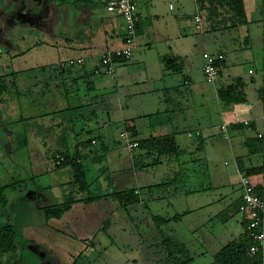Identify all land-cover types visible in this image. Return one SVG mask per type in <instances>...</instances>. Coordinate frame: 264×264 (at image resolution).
<instances>
[{
  "label": "rangeland",
  "instance_id": "obj_1",
  "mask_svg": "<svg viewBox=\"0 0 264 264\" xmlns=\"http://www.w3.org/2000/svg\"><path fill=\"white\" fill-rule=\"evenodd\" d=\"M18 1L20 6L22 5L21 7L18 5L19 11L24 8L20 11L24 22H15V27L10 29L13 31V36L4 37L3 29L0 32V83L8 87L0 96L3 97L0 103V187L18 181L23 184L17 189L6 191L8 213L3 214L0 203V226L7 222H15L18 212L15 205L18 207L16 203L18 199L22 201L20 218L37 220L36 227H25L24 235L28 239L33 238L34 242L26 249L23 255L25 261L21 264H173L166 245L161 247L155 245L156 240L161 242L164 236L170 244L179 242V246L181 243L186 245L184 248L190 254L204 253L206 257L194 264L213 263L211 252L219 250L221 246L243 232L240 224L242 215L236 214L225 222L221 220L222 216H218L221 207L224 210L230 207L244 192L241 175L236 170L231 152L234 147L236 149L240 147L239 150L243 152L241 140L230 138L228 133L222 135L220 130L221 114L228 116L231 106H222L219 103L214 84L209 83L204 72L196 68L195 82L200 83L201 86L206 85L209 97L205 107L201 104H197L196 107L204 109L202 112H205V116L202 115L210 122L213 133L218 134L215 146L220 147L224 143L226 149L220 155L219 149L215 150L217 147L211 145L208 137L203 138L195 133V129L199 126L191 121L190 126L185 127L193 132V137L186 133L176 137L181 154L173 158L168 155L160 156L161 163L156 164L159 156L156 151L150 152L147 148L138 147L131 152L127 142L121 137V133L125 131L123 104L125 105L127 101L126 93L129 89L147 91L161 83L167 73L166 61L163 57L167 53L171 54L173 49L181 55L185 53L186 56L181 57L183 61L185 57L189 58L194 66H200L204 62L205 51H220L226 54L225 64L222 67L223 80L231 82V76H241L247 82L248 102L238 105L239 118L245 119L246 114L249 113L247 109L253 112L248 115L249 118L262 117L264 92L260 89L264 84L261 87L257 84L253 85L251 82L253 74L249 73L250 69H255L254 76L258 78L256 74L261 72L260 63H254L251 56L259 40L253 35L247 36L236 30L228 33L216 31L225 24L226 20L221 15L220 7L215 11L209 8L212 5L211 0H147L142 3L143 29L137 36L134 56L127 64L115 65L114 77L106 74L94 76L96 90L92 91L86 97V103L84 102L94 104L83 110V115L79 111L77 113L81 117L78 118L79 122H76L77 132L85 128L84 133H80L77 139L80 141L96 139L97 143L93 144L92 148L100 153L102 152L100 139L105 137V144L110 147L106 158L101 161L94 162L90 157L85 159L90 193L82 194L79 193L78 185L73 179L72 168L55 167L52 159V155L59 150L73 152L75 139L68 136L59 145L56 134L49 136L45 132L48 127H57L62 119L54 120V126L49 125L52 111L55 109L50 110L48 107L53 105L60 109L67 107L64 103L66 87L71 92L70 97L75 96L74 92L76 93L75 83L72 82L73 73L62 75V66L59 62L66 60V63L70 56L77 57L83 54V46L90 43L99 46L104 40L103 46H105L107 40L110 47L114 44L120 45V38L126 25L122 18L116 21L111 18L115 15L109 14L106 10V3L109 0H44L43 6L46 7L42 9V14L47 17L44 24L29 23L34 15L36 17L40 14V5H36L34 0ZM26 8L30 11L29 16L25 14ZM196 14L202 17L201 30L196 27L194 19ZM113 29L116 35L112 33L108 39L106 31L110 33ZM237 35H240L238 36L240 38L227 42L226 39H234ZM67 40L71 42L72 49L63 51ZM161 53H164L162 58ZM183 61L179 60L177 63L182 65ZM15 75L16 84H14ZM133 82H146V84L142 87L130 86L129 84ZM16 85L19 87L17 92ZM80 85L83 91L81 95L88 93L83 81ZM219 87L217 85V88ZM159 96L158 93L154 95L151 91H147L144 97L142 109L146 114L141 117V123L145 125L140 133L142 140L146 138L147 129L150 130L157 119H161L162 122L171 121L164 111L168 108L167 95L162 103L158 99ZM80 99L74 98L72 105H80L82 102ZM173 108L174 105L170 109ZM91 110L95 111L91 112ZM136 112H139L138 109L131 108L127 112V117L130 114L136 115ZM208 113H211L212 118L207 117ZM61 115L65 116V114ZM6 120L12 121L11 126L14 129L15 126L21 130L30 129L27 137L31 142L18 147L15 144V130L5 125ZM179 121L181 120H176ZM72 124L69 120L60 126L69 128ZM257 125L258 130H264L261 124ZM225 137L230 140H226ZM186 144L191 146L187 148ZM242 154L246 166H258L253 155ZM208 155H211L213 161L214 158L217 159L216 169L207 158ZM259 159H262V155H257V160ZM220 171L228 172L229 177L221 179ZM176 173L180 177L178 181L180 188L178 191L174 189L172 191L179 193L171 197L167 196L166 192L163 193L161 191L163 189L155 190L156 198L161 192L165 199L152 201L151 205L139 204L129 208L133 222L128 216V208L122 206L117 199L111 198L110 209H107L108 202L102 207L104 201L95 200V206L82 204L83 209L80 208L73 216L80 219L83 217L94 219L93 231L89 233L66 231L69 237L73 235V238H69L57 230L53 231V228H60L56 222L51 221L47 228L41 227L46 222L41 224L42 214L36 207L37 202L43 205L60 204L66 195L79 199L90 195H106L112 191L136 186L143 188L141 192L148 201L149 197L144 187L159 183V178L163 174L176 177ZM227 180L229 182H225ZM253 181L257 182L254 179ZM168 204L179 207L177 213L181 218L162 226V232L149 231L151 235L146 237L145 224L148 222L153 224L149 206L155 205L158 215L172 219L176 214L174 215L173 208L170 209L171 206ZM117 207L118 211L110 216L108 227L102 229L105 216L107 215L106 219L109 218V213ZM28 210L32 211V216L27 215ZM169 226L174 228L172 234ZM215 240L218 241L217 245L212 243ZM174 250L183 251L181 247H175ZM161 251L162 260L154 263L153 258L159 256ZM19 263L13 261L10 264Z\"/></svg>",
  "mask_w": 264,
  "mask_h": 264
},
{
  "label": "trees",
  "instance_id": "obj_2",
  "mask_svg": "<svg viewBox=\"0 0 264 264\" xmlns=\"http://www.w3.org/2000/svg\"><path fill=\"white\" fill-rule=\"evenodd\" d=\"M203 1V0H200ZM217 1V2H216ZM212 5L209 6L211 10H218V7L222 9L221 15L224 16L226 22L221 28H218L216 31H224L228 33L229 31H238L243 33V31L246 30L247 25L249 24L248 18H247V13H246V8H245V3L244 0H211ZM107 10V7H106ZM226 13H224L223 12ZM108 11V10H107ZM109 14L112 15L108 11ZM213 14V13H212ZM200 15V14H199ZM116 17V16H115ZM120 18V17H118ZM141 23V21H140ZM140 23L137 26V29H139ZM215 29V28H214ZM217 29V28H216ZM240 36V35H238ZM125 38V37H124ZM240 38V37H239ZM227 42L230 41H235L236 39H231L228 40L226 39ZM125 43V39H123L122 46ZM114 48H107L105 51L102 53V55L108 51ZM211 53V52H210ZM222 53L224 56V59L221 61H218V66L220 68V73L222 72V67L225 64V54L223 52H217V53H212V54H219ZM100 57V63L95 67L94 70L91 72H88V74H83V76L79 77H74L72 79L73 83H78L79 85V90L77 92H74L73 97H70V91L66 87L65 89V96L66 100L65 103L67 104V107L60 109L57 108L56 105L50 108H54L55 110L52 111L53 117L51 118L52 121L54 120H59L61 119V122L58 123V125H62L63 122L69 121L72 124V128L76 129V122L78 121V118H81L79 113L83 115V110L89 108L91 105L94 103H87L85 104L87 100V96L90 95L94 89L90 88V85L92 86V81L87 82V77L88 76H93V75H104L106 74L104 71H102L103 67V57ZM78 59V58H77ZM77 59H71V60H77ZM84 59V58H83ZM166 61V66H167V71L171 73H180L183 70V64H178L177 60L173 57H166L164 58ZM67 61V65L69 68V71L73 69L74 66L78 67H83L85 65V59L84 62L81 64H71L70 61ZM124 58L116 57L113 60V63L116 65L118 62H125ZM43 69V68H42ZM45 70V68H44ZM62 72V69H61ZM115 74V73H114ZM108 75V74H106ZM110 76V75H109ZM112 77V76H111ZM114 77V75H113ZM81 81H85L86 87L85 90L86 93L85 95H81L83 93L82 87H81ZM84 82V84H85ZM16 84V77H15V83ZM48 86V85H47ZM16 92L19 91V87L16 85ZM93 87L95 88L94 84ZM8 89L7 85H3L0 83V96L4 91ZM73 94V93H72ZM216 94L219 103L222 106H238V105H244L248 102L247 99V93H246V81L244 80L243 77H237L235 78L230 84L226 86H220L219 88L216 89ZM76 98H81L82 100L81 104L78 106H71L72 105V100ZM3 101V97H0V103ZM85 102V103H84ZM88 102V101H87ZM42 105V103H40ZM95 110H91V112H94ZM61 114H65L64 117H67V119H64V117ZM93 114V113H91ZM90 115V114H89ZM62 116V117H61ZM22 119V118H21ZM11 127L12 129L13 126H11L12 121L6 120L5 125ZM25 125V124H24ZM232 127H241L243 124L235 123L232 124ZM18 127L15 126V144L19 147L22 145L28 144L29 140L27 137L28 130L24 128V130L17 129ZM85 129V128H83ZM125 131H128L131 133V139L132 140H137L135 136H137V131L135 129V126H125ZM100 137V136H99ZM96 141V139H90L86 141H82L80 143H77L74 151H64V150H59L55 152L52 155L53 163L55 167H60V166H70L73 170V179L75 183L78 185L79 188V193L81 192L82 194L85 193H90V183L88 181V169L85 166V159L86 158H91L94 162L101 161L106 158V153L109 152L110 147L108 145H102L103 149L102 152L95 151L91 149L93 147V141ZM101 140V139H100ZM139 141V140H137ZM102 144V143H101ZM246 145L249 147V154L253 155L256 153H261L264 154V137L260 138L258 136L254 138H248ZM139 147L147 148L150 152L156 151L159 156L156 161L154 162L156 164L161 163V158L160 156L168 155L174 156L177 155V157L181 154V151L178 147L177 140L174 135H169V136H154L150 137L146 140H140L139 141ZM253 148V149H252ZM136 150V149H135ZM253 150V151H252ZM160 158V159H159ZM238 169L241 174L254 178L255 176L258 175H263L264 176V164L258 165V166H246L244 158H238L236 160ZM148 166V165H144ZM178 181H180L179 175H176V177H171L165 179L163 182L157 183L155 185H149L147 187H144L145 191H148L151 193V195H154L155 190H161L166 192L168 194L167 196H174L178 194L179 192L178 189ZM23 182H15L12 184H8L5 186L0 187V203L3 207V214L8 213L7 211V196H6V191L8 189H17L21 187ZM141 189L143 188H130V189H123V190H117V191H112L109 194L106 195H90L89 197H83L79 199H75L72 195H66L64 198V201L60 204H49V205H43L42 203H36L37 209L40 211L42 216L46 219V221H51L54 219H61L65 213L70 211L73 206L76 203H90V202H95V200H101L102 198H114L117 199L118 202L122 205L125 206L129 212V208L133 206H137L142 202L141 199ZM171 189V190H170ZM172 189L176 191H172ZM256 194L264 201V185L262 183L256 184L255 187ZM141 192V193H140ZM181 192V191H180ZM165 194V195H166ZM171 196V197H172ZM157 199H165V197L162 195L160 192L159 197ZM145 200V199H144ZM18 207L15 205L16 208H18L17 216L15 219V222H7L6 224H3L0 226V264H10L13 261H17L19 264L22 262L24 263L25 258L23 255H25L26 249L29 247L30 243L34 242V239H28L25 235V227H28L30 225V222L28 219L22 220L20 218L19 211H21V206L19 199L16 201ZM243 203V194L238 198L235 202L231 204L230 207L226 208L225 210L221 211L218 216H222L221 220L223 222L229 221L234 217L236 214H240V206ZM26 215V211H24ZM181 218L180 214H176L174 218L168 219L167 217H164L162 215H153L152 216V222L156 230L159 232H162L163 227L165 224L171 222L172 220H178ZM240 224L243 228V232L237 237L234 238L233 240L228 241L225 245L221 246V248L214 254L213 258V263L211 264H264V249H263V242L261 240L255 239L253 236H251V231L248 229L249 227V221L245 217H241ZM109 225V221H107L102 229H106ZM257 231H263L262 227L257 228ZM163 236V235H162ZM163 245H166L167 251H168V256L173 259V264H191L193 259V256L190 255V253L185 249L184 247L186 245L180 244L179 242L170 244L169 240L165 238V236L162 239ZM168 244V245H167ZM258 248V250L253 253L251 248L252 247ZM181 247L183 251H175L174 249ZM183 254V256H181ZM15 258V259H14Z\"/></svg>",
  "mask_w": 264,
  "mask_h": 264
},
{
  "label": "crops",
  "instance_id": "obj_3",
  "mask_svg": "<svg viewBox=\"0 0 264 264\" xmlns=\"http://www.w3.org/2000/svg\"><path fill=\"white\" fill-rule=\"evenodd\" d=\"M144 2L139 3V13L141 16V23H140V26L138 29V34L142 33V29H143L142 28L143 16H142V12H141V10H142L141 5ZM244 3H245V8H246V13H247V18H248L249 24L247 25V28L245 31H243V33L247 36L253 35L254 37H256L259 40V42L257 43L256 48L254 50H253V48L255 45L253 46V48H252L253 52H252L251 56H252V59H254L253 60L254 63L259 62L261 65V72H258L256 74V75H258V78L256 76H254L255 71H256L255 69L254 70L250 69L249 73L253 74L252 75L253 77L251 78L252 84L253 85L257 84L261 87L264 84V0H244ZM0 5H1L0 6V21L2 19L4 20L3 16H6V15L9 16L10 14H14V11H15V22L16 23L24 22L21 18V14H20V11L21 10L23 11L24 8H22L19 11L20 4H19L18 0H0ZM104 6H105V4H104ZM9 7L11 10H9ZM249 7H250V9H249ZM26 12H28L27 8H26ZM38 16H40V18L31 19L29 21V23L44 24L47 17L44 15L43 16L38 15ZM38 16H36V17H38ZM111 18L114 21H116V19H118V20L120 19L118 17H114L113 15L111 16ZM112 33L113 34L116 33L115 29H113L112 32H110V33L108 30L106 31V34L108 35V39H109V36H112ZM122 35L123 36L120 38L121 44L120 45L114 44L113 46H111V48L122 47L123 39L125 36V28H123V34ZM238 38L239 37L237 35L235 39H238ZM105 43H106L105 46H103L104 40H103V44H99V46L96 44L90 43L89 45L83 46L84 47V51H83L84 53L83 54H79L77 57H75V56L69 57L70 58L69 60L77 59V58H84L86 61H85V65L82 68L78 67V66H74L73 69L71 71H69V68H66L68 66L67 62L65 63L66 60H60L59 63L62 66L61 67L62 75L66 76L70 73H73V78H74V77L83 76V74L84 75L88 74V72H91L92 70H94L95 67L100 63V57H101L102 53L105 51V49L110 48L107 40H105ZM64 46L65 47L63 48V51H68L71 48L72 44L70 41L67 40V43L64 44ZM98 49H102V50H98ZM98 51H103V52H98ZM208 52L217 53V52H213V51H208ZM162 54H164V53H161V55H160L161 58H162ZM184 56H186L185 53H183V55H181V53H179L173 49L171 54L167 53L164 55L163 58L173 57L175 59H178L177 61H179V60L183 61V59L181 57H184ZM131 59L127 60L125 62H118V64H127L131 61ZM225 60H226V54H225ZM147 63H148V61H147ZM204 63L205 62H203L200 66H196V65L194 66V64L189 60V58L185 57L184 61H183L184 68H183L182 72L171 73V72L167 71V73L163 76L161 83L157 84L153 89L147 90V91H151L154 95H155V93H158V96L160 95L158 99L160 100L161 103H162V101L165 100V95H167L166 102L168 103V105H167L168 108H165L166 110H164V111L167 113V115H169V118L171 121L162 122L161 119L160 120L157 119L156 120V123L158 122L157 124L156 123L154 125L152 124L153 126L150 128V130L149 129H147V131L145 130L148 134L145 133L146 138L143 140H146V139H148L150 137H154V136L158 137V136H169V135H174L176 138L178 136H181V134H183V133H186L188 136L193 137V134H192L193 132L191 130H188L185 127V126H190L189 125L190 122L193 121L194 123H196L199 126L198 128L195 129V133L196 134L199 133L197 135L203 136V138L208 137L211 145L215 146L214 143H216V140L218 139V134L213 133V129H212V126H210L211 125L210 122L204 118L205 112H202V111H204V109L202 107L201 108L196 107L197 104H201L202 106L205 107V105L207 104V102L209 100V97L207 96L208 91H206V85L201 86L200 83L195 82V78H194V73L196 71V68H199L200 70H202L204 72V69H203ZM20 72H23V71H20ZM94 76H100V75L88 76L86 80H87V82H90V81L93 82L92 86L90 85V88L94 89V91H95L96 88L93 87V84L95 86ZM15 77H16V75H15ZM180 77H181V79H180ZM237 77H240V76H235V77L231 76V78H230L231 82ZM83 82H85V81H83ZM231 82L224 81L223 77H222V72H221L217 82L214 84L215 90L217 89V85L218 86H226V85L230 84ZM86 84L87 83L85 82V87H86ZM145 84H146V82H133L129 85L133 86V87H140V86L142 87V85H145ZM75 88H76V92H77V90H79V88H80L78 83L77 84L75 83ZM246 88H247V82H246ZM260 90L264 92V86ZM147 91H134V90L129 89L126 93V98H127L126 100L127 101L125 102V105L123 104L124 109L122 112L124 113L123 114L124 115V120H123L124 126H126V125L135 126V129L137 131V136H135V137L139 141L142 140L140 138V136H141L140 133H142V130H144L143 128H145V125L141 123L142 122L141 117L146 114V112L143 111L142 106H143L144 97H145ZM163 97H164V99H163ZM135 99L137 101H135ZM95 100H97V99H95ZM65 101L67 102V100H65ZM135 103H137L136 106H135ZM173 105H174V108L172 110L170 108ZM53 106H55V105H53ZM71 106L73 107V105H71ZM133 107L138 109L139 112H136L137 113L136 115L130 114V116L127 117V112H129L131 110V108H133ZM237 108H238V106H235L232 108L230 107V109L228 111V113H229L228 116H230V118L226 114H221L222 115L221 116L222 122L220 124V130L222 132V135L223 134L225 135V133L222 130V126L224 124H227L228 125V132L227 133L229 134L230 138L234 137L233 139L236 141L241 140L240 145L244 149L243 152H241L239 150L240 147L237 149L235 147L233 149H231L235 163H236V160L238 158H240V157L243 158L241 156L242 153H246V155H250L249 154V147L246 145L247 139L248 138H254L259 133H264V130H258L259 127L257 125L259 123V124H261L262 127H264V115L262 117H259V118H257V117L249 118L248 115L253 113V112L252 111L250 112V110L247 109V112L249 111V113L246 114L245 119H240L239 118L240 110ZM52 117H53V115H51V118ZM136 117H139V118H136ZM207 117L212 118L211 113H208ZM177 119H180L181 121L176 122ZM246 120L251 122L250 126H246L243 124V122ZM257 121H259V122H257ZM52 122H53L52 119H50L49 125L52 124L54 126L55 124H54V122L53 123ZM235 123H239V124H243V125L241 127H239V126L232 127L233 126L232 124H235ZM56 126L57 127H48V130L45 132L47 134H49V136L56 134L57 144L61 145L63 140H66V137L68 138V136L75 139V141H74L75 146L77 143L82 142V141L77 139V136L80 133H84V129L80 130V132H77V128L76 129H73L72 127L67 128L64 126H60L58 124ZM27 130H28L27 134H29L30 129H27ZM225 139H226V137H225ZM176 140H177V138H176ZM226 140H230V139H226ZM100 142L102 143V145H106L105 144V137H103L100 140ZM96 143H97V141L94 140L93 144H96ZM187 146L189 147L191 145L186 144V147ZM192 146H193V144H192ZM215 147H217V146H215ZM91 149H93V148L91 147ZM102 149H103V146H102ZM218 149H219V153L221 155L222 151L224 149H226V145L224 143H222L220 147L215 148V150H218ZM205 152H207V151L205 150ZM257 155H262V159L257 160ZM253 156L256 159V162L258 163V165L264 164V154L256 153V154H253ZM207 158L211 162L214 169H216L217 168V159L214 158V161H213V158L211 157V155H208ZM236 168H237L236 170L238 171V174L241 175V173L238 169L237 163H236ZM175 175H177V173ZM220 175H221L220 176L221 179H225V178L229 177L228 172L220 171ZM168 177H169L168 175L164 176V174H163L160 176L159 181L163 182ZM169 178H171V177H169ZM253 179L257 180L256 184L262 183L264 185V176L263 175L255 176ZM239 180H240V178H239ZM225 182H229V181L227 180ZM231 183L232 182H230V184ZM150 185H152V184H150ZM146 186H149V185H146ZM136 188H140V187L136 186ZM146 192H147V195L149 197L148 201L143 196V194L140 192L141 193V199H142V202L140 203V205L145 206L148 203L151 205L152 201L158 200L156 198V195L152 196L151 193H149L148 191H146ZM110 199L111 198L108 197V198H102L101 200H99L100 202L104 201V203L102 204V207L104 204H107V202H108V204H107L108 208L107 209H110V204H112V202H111L112 200L109 201ZM95 202L76 203L70 211H68L67 213H65L63 215V217L61 219L51 220L52 222H56L58 224V227H60V228H53V231L57 230V231H59L60 234L64 235L65 237H69V234H67L66 231H69L70 233L74 232V231L75 232H88V233H89V231H93L92 223H94V219H91L90 217H89V219H84V217H83V219H84L83 220V219H80L78 217H73V216L75 214H77V212L80 210V208H82V206H83L82 204H86V206H95V204H96ZM168 205L171 206L170 209L173 208L174 215L178 214L177 212H178L179 207H174L173 204H168ZM117 206L119 207V203ZM154 206L155 205L149 206L150 215L152 214L150 216L151 219H152L153 215H158V212H156V211H158L157 207H154ZM118 207L115 209L113 208L112 212H111V210H109V212H111V213H109V218L106 219L107 215L105 216L106 220L104 219L102 226L107 221L110 222V220H111L110 218L113 216V214H115L116 211H118V209H119ZM134 207L135 206H133V208ZM223 210L224 209H222V207H221V210H219V211L221 212ZM27 212H28V214H27L28 216H32L33 213L31 210H28ZM220 212H219V214H220ZM80 216H81V214H80ZM128 216H129L130 220L133 222L134 220H133L132 214L129 213ZM41 218H42L41 224H44V222H46L41 227L47 228V226L50 225L51 221H46V219H44L43 216H41ZM28 220L30 222V225L28 227H36V221H37L36 219L29 218ZM145 229H147L144 231L146 237L151 235V233L149 231L158 233V231L156 230L154 225L150 224L149 222L145 224ZM172 229H174V228L169 226L170 233L172 232ZM35 232H37V230ZM69 238H73V235L71 234V237H69ZM216 238H218V237H216ZM219 238H220V235H219ZM212 243L217 245L218 241L215 240V241H212ZM151 245H154V244H151ZM155 245L161 247V246H163V243H162V241L160 242V240L157 239L155 242ZM217 251H214V252L210 251L212 253L213 258H214V254ZM190 255L193 256V259H194L191 264H194L197 261L204 259L206 257L204 255V253H201V254L195 253V254H190ZM161 256H162V251H161V253H159V256H155L153 258V262L158 263V260H162L160 258ZM208 264H210V263H208Z\"/></svg>",
  "mask_w": 264,
  "mask_h": 264
},
{
  "label": "built area",
  "instance_id": "obj_4",
  "mask_svg": "<svg viewBox=\"0 0 264 264\" xmlns=\"http://www.w3.org/2000/svg\"><path fill=\"white\" fill-rule=\"evenodd\" d=\"M147 0H109L106 3L107 10L114 14L116 17H120L125 22V43L122 47L114 48L106 51L103 57L102 71L113 77L115 73V64L113 60L116 57L130 60L136 50L138 29L137 26L141 21L139 13V3ZM197 29H202V17L196 14L195 17ZM204 57V74L209 83L215 84L220 76V68L218 61L224 59L222 53L212 54L206 51L203 54ZM84 62L83 58L77 60H71V64H81ZM244 125L250 126L251 122L246 120L243 122ZM224 133L228 132V125L222 126ZM199 134V133H197ZM121 137L127 142V147L131 152L135 151L139 147V141L131 139V133L124 131L121 133ZM258 137L263 138L264 133H259ZM241 183L244 189L243 192V203L240 206V213L249 221L248 229L251 231V236L255 239L263 242L264 249V201L256 194L255 187L256 183L253 178L241 174ZM262 227L263 231H257V228ZM252 252L255 253L258 248L255 246L251 248Z\"/></svg>",
  "mask_w": 264,
  "mask_h": 264
},
{
  "label": "flooded vegetation",
  "instance_id": "obj_5",
  "mask_svg": "<svg viewBox=\"0 0 264 264\" xmlns=\"http://www.w3.org/2000/svg\"><path fill=\"white\" fill-rule=\"evenodd\" d=\"M34 1L36 2V5H40V12H39L40 14L39 13L38 14L43 16L42 9H45V7H46V6H43L44 5V3H43L44 0H34ZM28 12H30V11L28 10ZM28 12H25L26 16H29ZM3 17H4V20L2 19L0 21V32H2L4 30L3 31L4 37H7V35L9 37L13 36V33H12L13 31H11L10 29L12 27H15V11H14V14H10L9 16L6 15V16H3ZM37 18H40V16H38ZM37 18L35 17V19H37Z\"/></svg>",
  "mask_w": 264,
  "mask_h": 264
}]
</instances>
